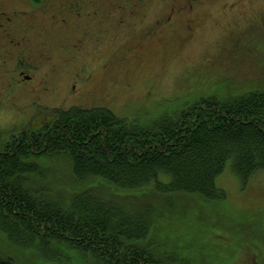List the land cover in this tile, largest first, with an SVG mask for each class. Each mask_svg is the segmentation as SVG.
Masks as SVG:
<instances>
[{"label": "trees", "instance_id": "1", "mask_svg": "<svg viewBox=\"0 0 264 264\" xmlns=\"http://www.w3.org/2000/svg\"><path fill=\"white\" fill-rule=\"evenodd\" d=\"M51 116L18 146L0 137V237L37 264H199L154 231L171 198L225 201L215 181L228 162L242 186L264 171V89L144 124L103 107ZM0 264L16 262L4 253Z\"/></svg>", "mask_w": 264, "mask_h": 264}, {"label": "rangeland", "instance_id": "2", "mask_svg": "<svg viewBox=\"0 0 264 264\" xmlns=\"http://www.w3.org/2000/svg\"><path fill=\"white\" fill-rule=\"evenodd\" d=\"M121 1L106 0L101 50L97 41L85 44L84 56L95 51L86 63L96 74L83 86L80 101L76 100L80 90L70 93L74 83L68 76L76 64L64 66L49 80L51 91L42 95V106L26 105L24 93L8 95L0 81V98L7 99L0 106V137L8 131L18 136L23 127L36 126L56 108L101 106L119 118L144 124L201 98L221 100L264 89V0H196L192 11L187 6L180 9L187 0H143L150 7H137L139 15L131 16L134 19L128 10L135 0ZM115 4L128 8L122 13V24L112 9ZM6 6L30 10L18 2ZM167 16L171 25L164 22ZM158 20L165 24L158 25ZM49 23L40 20L36 29L45 27L62 41L65 31ZM98 29L97 22L90 25L92 32ZM51 54L57 58L62 52L54 46ZM49 70L43 65L35 79ZM66 95L68 100L59 102ZM62 166L52 169L57 170L55 178L65 183L58 169ZM215 185L225 192V201L175 195L171 198L174 208L161 214L163 221L154 231L164 233L161 236L176 251L187 252L199 264H264V171L242 186L228 162ZM4 253L14 257L16 264H37L36 255L14 250L0 237V254ZM71 264L80 262L76 259Z\"/></svg>", "mask_w": 264, "mask_h": 264}, {"label": "flooded vegetation", "instance_id": "3", "mask_svg": "<svg viewBox=\"0 0 264 264\" xmlns=\"http://www.w3.org/2000/svg\"><path fill=\"white\" fill-rule=\"evenodd\" d=\"M129 1L122 0L121 3ZM195 1L187 0L180 9H186L187 6V9L192 11L195 7ZM17 2L26 5L30 10L16 11L6 6V3L14 4ZM135 2L136 5L131 4L129 10L123 4L112 6L114 12L119 15L118 22L120 24L123 22L121 16L124 10H128L130 18L134 19L131 16L137 17L139 15L137 7L142 6L144 9L150 7L148 1L144 3L143 0H135ZM232 5H238V3ZM106 15V0H65L63 3L60 0H0V81L4 84L2 88L8 95H10V92H18L21 96L24 93L25 101H22L28 106H42V95L51 91V81L49 83V80L55 77L64 66L76 64L74 68L76 70L69 71L68 76L74 83L71 86L70 93L74 94L80 90L76 97V100L80 101L79 97L83 95V86L90 83L96 74L92 68L88 70L86 63L88 61L86 57L91 56L95 51L91 53L88 51V56H84L85 44L97 41L99 44L97 50H101L99 42L102 43L100 38L105 32L103 26ZM43 19L48 20L50 22L49 25L54 26L53 29L61 28L65 31L62 41L57 39L58 34L48 33L45 27L36 29L40 25L39 21ZM170 21L171 16H167L164 20L168 24H170ZM95 22L98 23L99 29L92 32L90 25ZM164 22L158 20L156 23L164 25ZM64 25L66 27L62 28ZM84 25H88L89 30ZM35 29L37 32L34 34ZM76 32L80 33V35H77ZM71 36L76 37V40L72 41ZM54 46L62 52V55L57 58L51 54ZM43 65L50 67L49 72L35 79L36 74L41 72ZM67 95L60 97L59 102H66L68 100ZM94 96L95 94L90 95L91 98ZM28 97L30 98L29 103H27ZM99 97L104 99L101 95ZM6 100L5 95L0 98V106ZM8 102L16 104L11 99H8ZM90 108L95 107H87V109ZM55 110L58 109L56 108ZM47 115L43 116L36 126L23 127L18 134L16 146L22 143L21 134L27 139L26 141H30L29 130H41L44 122L51 121L52 116L50 114Z\"/></svg>", "mask_w": 264, "mask_h": 264}]
</instances>
